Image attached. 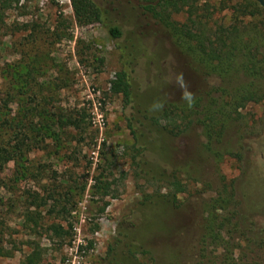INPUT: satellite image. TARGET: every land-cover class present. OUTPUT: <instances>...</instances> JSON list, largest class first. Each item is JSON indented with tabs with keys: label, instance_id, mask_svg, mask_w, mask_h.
<instances>
[{
	"label": "rangeland",
	"instance_id": "obj_1",
	"mask_svg": "<svg viewBox=\"0 0 264 264\" xmlns=\"http://www.w3.org/2000/svg\"><path fill=\"white\" fill-rule=\"evenodd\" d=\"M94 1L119 38L71 0H0V264H101L119 238L140 264H264V8L196 0L235 25L218 62L143 0Z\"/></svg>",
	"mask_w": 264,
	"mask_h": 264
},
{
	"label": "trees",
	"instance_id": "obj_2",
	"mask_svg": "<svg viewBox=\"0 0 264 264\" xmlns=\"http://www.w3.org/2000/svg\"><path fill=\"white\" fill-rule=\"evenodd\" d=\"M71 5L77 24L87 25L93 22H101L107 28L109 35L113 39H117L121 36L120 28L116 25H113L111 21H105L103 9L94 0H71ZM233 7L241 8V5H233ZM259 7L260 6L258 4L256 5L255 3V7H253L252 10L258 11ZM224 8L225 7L221 6L213 7L212 10L207 13V15L204 14L202 16L197 15L198 5L196 0L142 1L143 11L155 21L158 20L162 26L167 29L169 35L176 33L178 35H182L184 38L193 39L196 44V49L201 53L202 56L206 55L212 60L217 61L224 58L228 59L231 54L234 53L233 50L237 48L234 46V40L237 38V31L234 27L235 25L227 27L220 24L218 29L215 28L214 30H211L205 26L206 22L208 21V16L211 17L215 12H220L221 10H224ZM205 10L208 11L207 9ZM181 11L186 14V20L182 23H178L172 19V15ZM228 40L233 44H229ZM119 49L120 52H122V56L129 54V52H134L132 46H120ZM199 52L198 54H200ZM251 57L252 62L250 65L254 67L253 61L256 60L255 54ZM130 64V61H124L122 64L123 67L116 71L114 77L110 79L108 90L111 94H121L124 99L129 98L130 83L126 68H128ZM243 69L245 70V67ZM248 70H250L249 66L245 71ZM7 159L8 158H5V160ZM169 185L172 188V192L167 194L170 195L168 196L169 198L175 199V196L178 193L183 192L182 184L176 178L171 180ZM128 236L129 235L127 233L122 234V237ZM121 241L122 239L119 238L116 240V244L109 246L107 256L102 260L101 264H140L135 256V253L142 247L141 243L137 245H129L125 242L124 244L126 248L118 250V247L121 246L119 243ZM33 258V256H29L27 260L21 264H37L35 258Z\"/></svg>",
	"mask_w": 264,
	"mask_h": 264
},
{
	"label": "clouds",
	"instance_id": "obj_3",
	"mask_svg": "<svg viewBox=\"0 0 264 264\" xmlns=\"http://www.w3.org/2000/svg\"><path fill=\"white\" fill-rule=\"evenodd\" d=\"M184 99H186L189 102V104L192 103V96L190 93H185Z\"/></svg>",
	"mask_w": 264,
	"mask_h": 264
},
{
	"label": "water",
	"instance_id": "obj_4",
	"mask_svg": "<svg viewBox=\"0 0 264 264\" xmlns=\"http://www.w3.org/2000/svg\"><path fill=\"white\" fill-rule=\"evenodd\" d=\"M261 6H264V0H256Z\"/></svg>",
	"mask_w": 264,
	"mask_h": 264
},
{
	"label": "flooded vegetation",
	"instance_id": "obj_5",
	"mask_svg": "<svg viewBox=\"0 0 264 264\" xmlns=\"http://www.w3.org/2000/svg\"><path fill=\"white\" fill-rule=\"evenodd\" d=\"M256 1V0H255ZM257 2V1H256ZM257 4L261 7V8H264V6H261L258 2H257ZM226 58H224V59H219L218 60V62H221L222 60H225Z\"/></svg>",
	"mask_w": 264,
	"mask_h": 264
}]
</instances>
